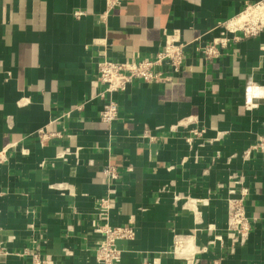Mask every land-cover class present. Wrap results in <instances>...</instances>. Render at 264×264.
I'll use <instances>...</instances> for the list:
<instances>
[{"label":"crops","instance_id":"0c3cea01","mask_svg":"<svg viewBox=\"0 0 264 264\" xmlns=\"http://www.w3.org/2000/svg\"><path fill=\"white\" fill-rule=\"evenodd\" d=\"M256 1L124 0L103 15L105 0H0V245L12 253L0 264H28L34 243L56 263L96 264L93 210L108 188L109 222L135 230L119 264H264V153L241 157L264 136V29L209 60L188 46L180 71L162 68L165 86L134 79L111 123L96 85L104 56L148 57L173 28L208 42ZM241 185L251 228L228 254L226 199Z\"/></svg>","mask_w":264,"mask_h":264},{"label":"built area","instance_id":"2783aa9c","mask_svg":"<svg viewBox=\"0 0 264 264\" xmlns=\"http://www.w3.org/2000/svg\"><path fill=\"white\" fill-rule=\"evenodd\" d=\"M124 0H105V11L103 15L111 12L119 6ZM264 4V0H258L253 4L247 5L245 10ZM75 17L84 14V11L76 9L72 12ZM232 19L217 23L218 33L208 42H200L199 37L185 39L183 31L179 28H173L169 32H164V42L162 48L156 53L144 58H125L120 61H114L103 57L97 62L96 85L100 86L97 95L103 100L99 119L106 123H111L117 118L118 106L113 98L115 93L124 91L126 87L134 80L140 79L148 83H157L165 86L171 81V75L163 71L167 67L172 72H178L183 68L185 49L193 45L194 50L206 60L216 58L221 50L228 46L231 41L240 39V36L255 35L264 29V13L261 11L248 15L247 19L232 23ZM256 86V85H254ZM250 85L248 92L253 90ZM264 95V94H262ZM252 104L249 101L246 107ZM203 130H193L186 137L190 143L194 136L201 135ZM54 133L39 130L40 140H46ZM146 137L153 139V136L147 134ZM213 140V139H211ZM63 155L70 152L69 148L62 151ZM75 154L77 150L73 151ZM252 152L264 153V136H258L256 141L241 153L243 159H248ZM118 171L114 166L107 165L102 170V181L107 186L114 185L118 178ZM239 195L227 200V218H226V253L233 254L238 246L246 243L251 228V220L246 214L245 197L248 189L244 185L239 187ZM112 208L111 190L107 189V194L97 199L93 213L96 222L92 227L93 233L98 235L95 248L96 264H119L122 256V249L119 247L121 241H128L134 238L135 230L132 223L123 225H112L109 222V212ZM39 235L44 236L41 232ZM188 240L186 237L175 234L173 236V249L176 251H186ZM37 244L23 251V255L29 257L28 264H59L54 262L49 254L43 256L37 252ZM205 247L195 250L196 253L204 251ZM67 253V252H66ZM194 251H192L193 256ZM0 254H12L4 245H0ZM217 263V262H215Z\"/></svg>","mask_w":264,"mask_h":264},{"label":"bare ground","instance_id":"6f19581e","mask_svg":"<svg viewBox=\"0 0 264 264\" xmlns=\"http://www.w3.org/2000/svg\"><path fill=\"white\" fill-rule=\"evenodd\" d=\"M259 11H261L262 13H264V4L259 5V6H255V7H250V10L249 9L248 10H245V12H243V14L240 15V17H237V19H235L234 21H232L231 23H229V25H231L232 23L238 22V21L240 22L242 20H245V19H247L248 15L255 14V13L259 12ZM246 12H248V13H246Z\"/></svg>","mask_w":264,"mask_h":264},{"label":"rangeland","instance_id":"374dc122","mask_svg":"<svg viewBox=\"0 0 264 264\" xmlns=\"http://www.w3.org/2000/svg\"><path fill=\"white\" fill-rule=\"evenodd\" d=\"M246 13H248V12H246Z\"/></svg>","mask_w":264,"mask_h":264}]
</instances>
